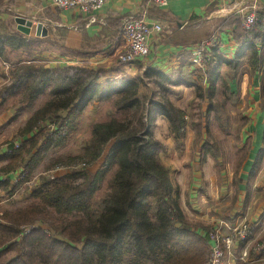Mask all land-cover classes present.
Returning <instances> with one entry per match:
<instances>
[{
    "label": "trees",
    "instance_id": "trees-1",
    "mask_svg": "<svg viewBox=\"0 0 264 264\" xmlns=\"http://www.w3.org/2000/svg\"><path fill=\"white\" fill-rule=\"evenodd\" d=\"M46 15L60 20L57 11L48 9ZM225 27L233 29L238 50L230 60L217 49L210 52L208 81L217 78L223 65L233 69L236 78L248 64L252 72L262 73L264 83V10L258 11V21L249 30L239 15L227 17L220 26ZM27 46V37L0 34L4 61H10L9 49ZM74 70L66 76L28 63L12 74L13 91H23L25 107H34L46 91L50 98L18 129L19 141L8 143L0 156V174L23 169L14 183L0 180V193L14 194L44 164L46 171L59 165L71 171L43 177L30 195L31 203L0 212V264H206L212 229L198 232L201 225L185 215L180 188L160 156L167 148L155 135L156 119L164 117L177 151H183L189 127L185 109L157 91L142 96L143 76L101 81V66ZM149 72L165 90L183 81L181 75L172 79L161 71ZM103 101H112L117 114L91 124L83 152H60L78 133L86 108ZM211 151L205 148V154ZM262 154L258 152L254 171ZM100 159L99 168L91 171ZM108 177V190L99 196ZM253 233L250 230L248 240Z\"/></svg>",
    "mask_w": 264,
    "mask_h": 264
},
{
    "label": "crops",
    "instance_id": "crops-1",
    "mask_svg": "<svg viewBox=\"0 0 264 264\" xmlns=\"http://www.w3.org/2000/svg\"><path fill=\"white\" fill-rule=\"evenodd\" d=\"M253 7H256L258 11H263L264 0H168V5L163 8L148 0H109L95 14H84L76 9L60 10L54 7L52 0H13V2L5 0V5L0 9V19H4L8 25H11L12 22L16 23L15 16L17 15L46 22L49 34L52 29H58L65 33L61 37L62 45L70 50L67 55L68 59L76 61V63L96 65L120 60L124 66L128 65L132 69L142 66V69L161 71L170 76L181 75L186 83L184 85L191 89L193 88L191 80L194 81L193 78H195L191 61L193 50L214 36L216 43L208 47L209 50L211 49L209 52L212 53L213 50L216 52L217 49L223 58L233 59L238 50V45L233 37V29L231 27L220 28V26L227 17L232 15L241 16L243 22L244 14ZM48 9L57 11L60 20L49 18L46 15ZM221 10L222 13H218ZM129 16L144 17L150 22L159 21L163 24L164 30L150 37V52L147 55L126 62L121 59L127 53V42L122 33V22ZM16 34L28 37V39L31 37L41 38L35 34L34 29L30 35H25L18 29ZM81 48L82 50H80ZM19 50L22 51L18 53ZM23 50V48L9 49L8 55L19 56L20 54L23 56L26 52ZM12 58L14 59L11 57L8 62L0 58V63H11L12 67L17 68ZM22 59V61L16 60L19 62V66L30 62V60ZM46 66L51 67L52 65ZM11 71L14 72V70ZM116 74H119V71ZM246 76L244 77L248 78ZM252 77L249 89L247 88L246 92L243 91V94L248 96L249 102L242 105V108L250 116L246 125L251 129L252 135L243 172L246 176L245 191H249L250 187L257 185V191L262 194L264 193V106H262L260 84L263 83V76L262 73L256 72ZM8 79L10 80L11 77L9 76ZM236 79H232L231 88ZM182 82L176 86H182ZM207 86L215 91L216 75L214 81L209 82ZM231 90L236 92L233 88ZM12 91L10 90L3 98H0V156L7 152L8 143L19 141L18 129L25 124L37 108L42 106H37L35 103L32 108L21 107L22 105L18 107L16 101L8 99ZM210 97H213V94ZM160 117L158 116L157 119ZM157 119L156 124L158 123ZM165 122L167 121L165 120ZM258 152L263 154L259 166L254 171ZM176 154L178 155V153ZM180 154L181 156L176 157L175 162L171 160L165 164L170 169L173 182H176L180 188L181 207L187 218L200 225L214 228L220 221L234 222L242 217L244 219V215H247V218H250L252 222L251 231H256L255 225L264 222V199L255 203L249 199V193L246 196L245 191H240L238 201L232 200L227 193V188L219 187L220 169L216 168L215 157L207 155L205 158L198 150L191 151L189 146L185 147ZM102 161L103 159H100L92 166L91 171H96ZM173 162L174 165H172ZM22 170V168H18L9 174H0V180L8 178L11 183H14L22 174ZM221 176L223 177L225 174ZM253 179L256 180L252 182ZM258 181L259 183H257ZM17 195L18 193L14 197ZM196 229L200 233H205L204 227L197 226ZM226 262L230 264L228 259Z\"/></svg>",
    "mask_w": 264,
    "mask_h": 264
},
{
    "label": "rangeland",
    "instance_id": "rangeland-1",
    "mask_svg": "<svg viewBox=\"0 0 264 264\" xmlns=\"http://www.w3.org/2000/svg\"><path fill=\"white\" fill-rule=\"evenodd\" d=\"M4 2L5 0H0V5ZM2 7H0V9ZM16 32V23L12 22L11 25H8L4 19H0V34L5 35ZM64 34L65 33L60 32L58 29H52L51 33L47 37H41L39 39L31 37L28 39V46L23 48V51H26L23 56H20L19 54V56L8 55V57L10 59L11 57H14V59L12 58V61L17 67H19V62L16 60L22 61V58H24L26 61L30 60L29 63L37 65V67L52 65L51 67L57 69V72H62L61 74L66 76L71 75L75 71L74 69L80 66H101L103 67L101 81H107L115 78L121 80L126 77L143 76L145 85H143L140 89V94L142 96L145 94L150 95L151 93L157 91L158 95L166 97L177 106L185 109L187 112L189 127L187 137L184 140V149L189 146L191 151L196 152L198 150L205 156V158L207 155L215 157L218 164H216V168L218 170L220 169V173L218 174L219 180H221L219 187H226L230 198L232 200L236 199V202L238 201L240 191H245L246 187V176L243 172V165L249 154L250 138L252 137L251 129H249L246 125V123L250 120V116H248L246 110L242 108V105L248 104L249 102L248 96H245L243 91L246 92L247 88L249 89L252 83L251 78L254 76V72L251 71L248 64H245L241 68V72L236 76L237 82L234 81L232 84V88L236 92H232V88L229 86L234 77L233 69L228 68L226 65L221 68V71L216 78V89L214 91L213 89L207 88L209 86H207L209 81L207 79L206 72L200 67H197V65L193 63L192 58L191 61L194 67L193 74L195 75V78H193L194 81L191 80L193 88L190 89L186 87V85H184L186 83L184 81H180L182 82V86L168 84L169 90H165L159 86L154 78L150 77L149 69H142V66L132 69V67H128L126 64V66H124L120 60H114L109 64L92 65L89 63L80 64L79 62L76 63V61L68 59L67 55L70 50L62 45L63 42L61 41V37ZM80 50H82V48ZM20 51L22 50H19L18 53H20ZM49 56L51 58H48ZM51 67L48 66L47 68ZM14 69L16 68L12 67L11 63H0V98H3L7 92H10V90H15L12 84L13 71H11ZM118 71L119 74H116ZM246 75L248 78L244 77ZM9 76L11 77L10 80L8 79ZM178 77L179 75L171 76L172 79H177ZM225 84H227V86ZM260 88H262V106H264V83L260 84ZM211 94H213V97H210ZM22 97L23 91H12V94L8 99L16 101V105L19 107V105H22ZM49 98V92L41 95L36 102V105H43ZM21 107L25 106L22 105ZM116 114L117 113L112 101L94 102L90 104L84 111L78 133L68 146L60 152L64 154H79L83 152V149L91 136V124L95 121L110 119ZM164 119V117L157 119L158 123L156 124L155 132L156 137H158V139L162 141L167 148L166 151H163L160 154L161 159L165 164V162L171 160L175 162L176 157H180V153L182 151H177L175 139L170 133L169 123L166 119L165 120L167 122H165ZM205 148H212V153L205 154ZM176 153H178V155ZM174 162L172 165H174ZM89 169L92 170L91 167ZM70 171V167L61 165L46 171L45 164L42 165L37 170L33 178L24 186L19 188L14 194H9L5 191L0 193V212L4 210L22 208L31 203L33 199H31L30 195L33 189L40 185L43 177L53 179L70 173ZM222 174H225V176L222 177ZM109 177L105 181L102 189L99 191V196H103L108 190ZM254 180L256 179H253L252 182H254ZM174 183L177 185L176 182ZM257 183H259V181ZM257 188L258 187L256 185L252 188L250 187L249 191H245L246 196L249 193V199L251 201L253 200L255 203H259L262 199H264V193L261 194L258 192ZM17 193L18 195L14 197ZM241 195L243 197L242 193ZM247 202L250 203L248 200ZM244 216V219L242 217L238 219V221H230V223L224 220V222L229 223L232 227H235L238 224H246L250 227V230H252V222L250 218H247V215ZM222 222L223 221H220V223ZM220 223L216 226H220ZM201 226L208 227L213 230L210 226H204L202 224ZM255 226L256 231L254 230L253 236L250 240H247L245 246L241 248L240 244H235L232 248V254L225 258L224 264H227V259L230 264H264V222H260ZM223 234L227 236L231 234V231L226 227L224 228ZM252 238L253 240H251ZM245 249L248 254L242 259L241 257ZM253 249L254 253H252ZM210 256L211 253L209 250L207 263Z\"/></svg>",
    "mask_w": 264,
    "mask_h": 264
},
{
    "label": "built area",
    "instance_id": "built-area-1",
    "mask_svg": "<svg viewBox=\"0 0 264 264\" xmlns=\"http://www.w3.org/2000/svg\"><path fill=\"white\" fill-rule=\"evenodd\" d=\"M109 0H52L54 7L60 10L76 9L84 14H95L100 11ZM161 8L168 5V0H148ZM218 13H222L218 11ZM95 20V19H94ZM258 21V10L253 7L249 12H246L243 17V26L246 29H251ZM46 24V22H43ZM164 26L161 22H150L144 17L129 16L122 22V33L127 42V53L121 59L135 60L150 52V37L155 33H161ZM216 43L215 37L204 41L198 45L192 52V61L197 67H200L206 72V62L210 57L209 46ZM16 146H19L17 142ZM209 234L210 253L211 256L207 264H224L227 256L232 254V248L235 244L248 240L250 227L246 224H238L235 227L230 226L227 222L220 223ZM229 229L231 234L225 236L224 228ZM264 244V243H263ZM263 246V245H262ZM248 252H243L242 259L247 256Z\"/></svg>",
    "mask_w": 264,
    "mask_h": 264
},
{
    "label": "water",
    "instance_id": "water-1",
    "mask_svg": "<svg viewBox=\"0 0 264 264\" xmlns=\"http://www.w3.org/2000/svg\"><path fill=\"white\" fill-rule=\"evenodd\" d=\"M15 22L17 29L25 35H30L33 29L38 37H47L49 35V29L43 21H35L32 18L17 15L15 16Z\"/></svg>",
    "mask_w": 264,
    "mask_h": 264
}]
</instances>
